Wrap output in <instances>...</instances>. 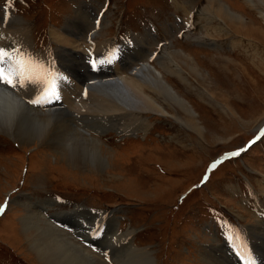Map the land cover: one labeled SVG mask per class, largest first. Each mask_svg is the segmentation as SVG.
<instances>
[{
  "label": "rangeland",
  "instance_id": "1",
  "mask_svg": "<svg viewBox=\"0 0 264 264\" xmlns=\"http://www.w3.org/2000/svg\"><path fill=\"white\" fill-rule=\"evenodd\" d=\"M208 1L0 0V25H5L0 46L34 64L30 76L35 82L22 80V85L44 91L38 107L58 104L51 117L70 124L73 136L98 138L110 163L102 168L74 165L54 145L37 139L24 146L27 142L0 131V264H43L23 233L21 218L27 212L18 202L23 196L48 201L49 216L75 228L80 223L78 235L88 241L94 221L100 220L93 209H114L113 216L100 213L101 231L91 232L101 242L86 246L97 264H117L119 257L146 264L140 260L145 255H136L130 244L150 246L155 264H245L243 257L249 264H264V22L245 0H222L259 26L257 32L237 33L211 13ZM54 28L66 36L63 41V36L53 40ZM71 40L83 45L81 54L70 55ZM162 48L186 54L199 74L184 66L182 77L190 83L185 82L164 60L167 52L153 56ZM149 56V63L194 105L192 128L177 108L174 113L169 109L180 119L153 112L140 113L147 120L107 113L93 100L96 88L87 97L74 91L73 102L87 103L85 111L75 110L76 102L73 109L57 103L61 93L50 78L57 76L53 62L66 61L74 79H107L120 70L129 72L136 57L145 62ZM98 66L101 75L94 77L91 70ZM65 81H56L58 87ZM203 178L208 179L202 185ZM74 227L65 231L76 234ZM131 228L129 238L120 237ZM94 246L106 247L112 262ZM238 249L245 250L244 256Z\"/></svg>",
  "mask_w": 264,
  "mask_h": 264
},
{
  "label": "bare ground",
  "instance_id": "2",
  "mask_svg": "<svg viewBox=\"0 0 264 264\" xmlns=\"http://www.w3.org/2000/svg\"><path fill=\"white\" fill-rule=\"evenodd\" d=\"M245 1L247 2L249 6H251V8H256L259 10V17L264 22V0H261V1L245 0ZM258 5L262 6L261 7L262 9H260ZM208 6H210L208 8L212 9L211 13L216 18L222 20L228 26L231 25L230 29H235V32L237 31V33H242V34L247 33V32H257L259 26L253 21L249 23L248 18H247L248 16L244 15L243 13H239L236 10H233L232 7L226 3V1L209 0ZM99 18L100 17L96 19H99ZM186 23H188V21H186ZM4 27L5 25H0V30H2ZM64 29L65 27H62V30ZM214 29L215 31H217L220 29V26H216L214 27ZM260 30L263 35L262 36L263 40L261 41H264V29H260ZM229 32L230 31H228V33ZM62 33L63 32H61L60 28H54L52 30L53 40H56V41L59 40L61 36H63ZM95 36L96 34L92 33L90 35V38L93 37V39H96ZM247 36L249 37L250 35H247ZM64 37L66 36H63L61 38L62 41L64 40ZM90 40L92 41V39ZM109 40L111 39L106 40L104 43H106ZM70 43L71 44L69 46L71 48L68 49V52L70 53V55L73 53H76L75 55L81 54V51H79L78 49L82 47L83 45L81 43H78V40H71ZM93 43H96V42L93 41ZM65 45L64 47L66 48ZM0 48L2 47L0 46ZM160 52L161 54L162 53L164 54L167 52L169 56L165 57L164 60L169 61L168 66L171 69V71L174 74H177L178 76H180L185 82H188V79L186 76L184 78L182 77V74L185 73L184 66H187V67L191 66V68L199 74V71L197 69L198 67L195 65L192 59H190V57L186 58L187 57L186 54L185 55L172 54V51L168 52L162 48L161 51H158L157 53H153V56L158 57ZM149 55H150V52H149ZM160 59H163V58H160ZM77 61L76 63H73V64H77L78 63ZM149 61H150V56L149 58H147V61L145 62H143L141 58L136 57L134 59L135 65L130 69L129 72L124 73L120 70L112 78L94 79L93 82L90 84L88 82L92 80V77H90V80L89 78L83 80L82 79L83 77L80 78L78 75H76L75 79L71 77L69 74H72L73 71L70 65L65 63L66 61L64 63H60L61 65H58L55 62H53L52 66L57 71V76H51L50 78L55 81L56 83L55 86L57 90L61 93V98H62V99L60 98L57 103L62 104L66 107H68L66 104H70L71 106L73 105L74 102H76V101L73 102L74 99H72L73 95L75 94L74 93L75 90H78L76 95L87 93V94H84L86 96L90 94L91 88H96L99 90V92L93 94V100L95 103H99L105 106L107 113L132 114L136 118L147 120L145 117L141 116L140 113L142 114L146 112H153V113H159L163 116L164 115L165 116L172 115L173 117L176 116L178 119H180L178 115L171 114V112L173 113L176 112L175 108H177V110H182L186 114V116L190 119V121L192 122V126H191L192 128L194 126V121L197 117V113L195 112L196 110L193 107L194 105H192V103L187 98L181 96V94L168 82L169 80L164 78L163 72L159 71L156 67L151 65ZM190 71L194 75H197L192 70ZM110 72L113 73V71H110ZM200 76H203V74H201ZM62 79H66V81L64 83L63 82L61 83V87H58L57 82L60 83ZM52 80L51 82L53 84ZM65 83L67 84L65 85ZM68 90L71 91V94L68 93ZM43 95H44V91L42 89L32 90L29 87L28 88L25 87V85L18 86L16 88H11L5 84H0V131L5 132L9 136L14 137L15 139L19 140L21 143H23L24 141L27 142V143L22 144L24 146H27L30 144L33 145V144L38 143L37 141H35L37 139L43 140L45 144L48 143V144L54 145L56 148H59V150H61V152L64 154V157L67 159V161L70 163H73L74 165L84 164L85 166H88L91 164L99 168L104 167L106 164L109 165L110 164L109 158L106 156L103 149L100 147L101 143L98 138L92 136L89 133H86L89 136H86V134L80 135L78 133H75L76 135L73 136V131L71 130V128L68 127L70 124H68V126L66 127L62 124V122L60 123L57 119H52L51 115L55 111H57L58 107L56 106H58V104H54L53 107L44 108V105H41V107H38L39 105L30 103V101L32 100L41 101ZM82 99L84 100V98ZM86 99L88 100V98ZM169 108L171 109V112ZM76 109L85 111V109H88V105L87 103L85 104L84 101L80 100L75 103V110ZM80 113L81 112L79 111V114ZM61 118H62V115H61ZM81 123H83V120ZM198 127L201 130V126L199 124H198ZM60 129H62L64 133L60 131ZM70 134H72L73 139H68L70 137ZM28 142L30 144H28ZM18 202L22 204L23 206H25L26 212H27V214L23 218H21L23 233L25 234V236H27L31 249L34 251L35 254L38 255L39 260H41L43 264H97L98 263L97 256H95L93 254L94 252H91L89 248L86 247L88 246L89 241L86 240V238L84 237H82L81 239L87 242L86 245L81 244L79 241H77L78 234H79L78 231L80 230L79 228L81 227V225H79L80 223H78L77 227L75 228L72 222L69 223L66 221V223L70 224L76 229L75 235L70 234L66 232L65 229H63L62 226L59 224L58 221H61L62 218L56 219L55 215L49 216L47 214L46 204L48 203V201L46 202L45 200H38L37 202H33L31 197L23 196L18 199ZM262 205L263 204H261V206ZM256 210L258 214L262 212L260 210V206H258ZM114 212H115L114 209H112L111 211L100 210L98 212H95L96 213L94 215L95 217L94 216L93 217L94 218L97 217L100 220L97 222L95 220L94 221L95 223H93V228L90 231V239H91L90 241H97L98 239V241L101 242L102 240V238L98 237L96 234L94 235V238H91L92 236L91 232L94 231V229L96 228L98 229L97 234L101 231L98 227L100 226L102 227V223L104 221L102 220L100 213L113 216ZM261 217H262V214H261ZM53 218H55L56 221ZM86 221H89V223L92 224V220L89 219ZM133 231H135V229L131 228L126 233L123 232L120 237L126 238L132 235ZM251 236L253 237V235ZM130 246H131V249L135 251L136 255L139 253H143L145 255L143 259H140L142 262H146V264L156 263V260L153 256V250H150V246L138 247L134 244L133 245L130 244ZM102 250L109 251L107 250L106 247L103 248ZM128 258H125L126 261L128 260ZM208 258L210 257L208 256ZM125 259L122 260L119 257L118 259H115V260L117 261V264H124V262H126ZM130 259H133V260L129 262ZM129 261L127 262H129L130 264H142L138 261L136 257L129 258ZM261 261L263 262V259H261Z\"/></svg>",
  "mask_w": 264,
  "mask_h": 264
},
{
  "label": "snow or ice",
  "instance_id": "3",
  "mask_svg": "<svg viewBox=\"0 0 264 264\" xmlns=\"http://www.w3.org/2000/svg\"><path fill=\"white\" fill-rule=\"evenodd\" d=\"M33 67L32 61L19 57V54L13 57L8 50L0 48V84L16 88L23 86L21 84L22 80L24 84L34 83L35 81L30 76ZM30 103L40 105L41 101L32 100ZM232 155H239V153H232ZM2 211L3 209L0 208V212Z\"/></svg>",
  "mask_w": 264,
  "mask_h": 264
},
{
  "label": "water",
  "instance_id": "4",
  "mask_svg": "<svg viewBox=\"0 0 264 264\" xmlns=\"http://www.w3.org/2000/svg\"><path fill=\"white\" fill-rule=\"evenodd\" d=\"M93 210H95V209H93ZM95 211H97V210H95Z\"/></svg>",
  "mask_w": 264,
  "mask_h": 264
}]
</instances>
